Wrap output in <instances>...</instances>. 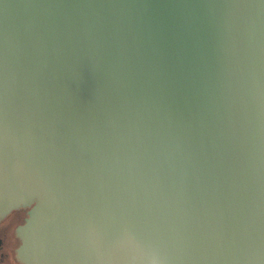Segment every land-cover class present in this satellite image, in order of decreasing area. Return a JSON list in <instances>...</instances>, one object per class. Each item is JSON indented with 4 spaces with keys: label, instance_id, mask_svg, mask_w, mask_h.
Returning <instances> with one entry per match:
<instances>
[{
    "label": "water",
    "instance_id": "95a60500",
    "mask_svg": "<svg viewBox=\"0 0 264 264\" xmlns=\"http://www.w3.org/2000/svg\"><path fill=\"white\" fill-rule=\"evenodd\" d=\"M25 207V264H264V0H0Z\"/></svg>",
    "mask_w": 264,
    "mask_h": 264
},
{
    "label": "flooded vegetation",
    "instance_id": "af4514ba",
    "mask_svg": "<svg viewBox=\"0 0 264 264\" xmlns=\"http://www.w3.org/2000/svg\"><path fill=\"white\" fill-rule=\"evenodd\" d=\"M28 209L13 210L0 219V264H25L18 257L21 241L16 229L24 223Z\"/></svg>",
    "mask_w": 264,
    "mask_h": 264
}]
</instances>
